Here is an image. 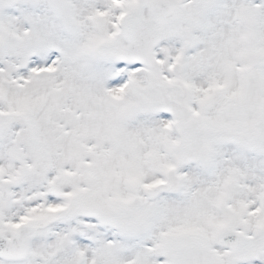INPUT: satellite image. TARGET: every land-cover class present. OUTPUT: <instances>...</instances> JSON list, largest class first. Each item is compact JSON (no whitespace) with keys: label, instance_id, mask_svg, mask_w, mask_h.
Instances as JSON below:
<instances>
[{"label":"snow or ice","instance_id":"obj_1","mask_svg":"<svg viewBox=\"0 0 264 264\" xmlns=\"http://www.w3.org/2000/svg\"><path fill=\"white\" fill-rule=\"evenodd\" d=\"M0 264H264V0H0Z\"/></svg>","mask_w":264,"mask_h":264}]
</instances>
